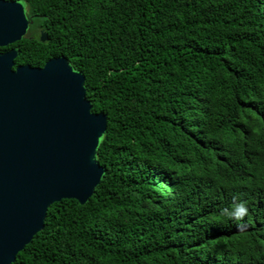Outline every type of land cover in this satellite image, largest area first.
Masks as SVG:
<instances>
[{"label": "trees", "instance_id": "16d2710c", "mask_svg": "<svg viewBox=\"0 0 264 264\" xmlns=\"http://www.w3.org/2000/svg\"><path fill=\"white\" fill-rule=\"evenodd\" d=\"M6 1L31 24L0 52L65 57L107 118L93 195L11 264H264V0Z\"/></svg>", "mask_w": 264, "mask_h": 264}, {"label": "water", "instance_id": "95a60500", "mask_svg": "<svg viewBox=\"0 0 264 264\" xmlns=\"http://www.w3.org/2000/svg\"><path fill=\"white\" fill-rule=\"evenodd\" d=\"M30 24L20 2L0 0V48L24 38ZM17 56L15 48L0 52V264L13 263L43 230L53 203L84 205L93 195L107 127L106 115L91 111L84 75L65 57L30 67L15 66Z\"/></svg>", "mask_w": 264, "mask_h": 264}, {"label": "clouds", "instance_id": "9594fccd", "mask_svg": "<svg viewBox=\"0 0 264 264\" xmlns=\"http://www.w3.org/2000/svg\"><path fill=\"white\" fill-rule=\"evenodd\" d=\"M223 213L229 217H235L236 219H241L248 213L247 203L241 200L240 202L234 205L233 211H229L227 208H225L223 209Z\"/></svg>", "mask_w": 264, "mask_h": 264}, {"label": "rangeland", "instance_id": "374dc122", "mask_svg": "<svg viewBox=\"0 0 264 264\" xmlns=\"http://www.w3.org/2000/svg\"><path fill=\"white\" fill-rule=\"evenodd\" d=\"M27 34H28V30H27V33H26V35H27ZM26 35H25V36H26Z\"/></svg>", "mask_w": 264, "mask_h": 264}]
</instances>
